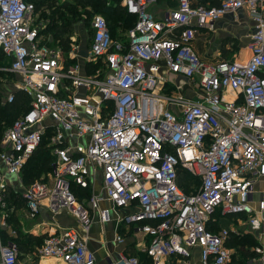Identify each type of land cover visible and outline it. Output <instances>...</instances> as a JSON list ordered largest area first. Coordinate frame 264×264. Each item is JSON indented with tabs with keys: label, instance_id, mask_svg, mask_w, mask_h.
<instances>
[{
	"label": "built area",
	"instance_id": "built-area-1",
	"mask_svg": "<svg viewBox=\"0 0 264 264\" xmlns=\"http://www.w3.org/2000/svg\"><path fill=\"white\" fill-rule=\"evenodd\" d=\"M158 1L123 0L135 18L124 42L112 40L103 16L92 17L87 62H101L105 72L84 76L63 72L59 50L43 43L31 21V1L0 0V52L8 61L1 70L18 74L19 90L30 98L28 111L5 133L0 160L8 175L17 176L51 133V183L25 188L28 217L34 219L42 206L52 214L66 211L85 233L51 230L42 258L96 264L86 247L91 211L107 222L110 210L136 207L122 221L139 224L151 264H192L196 247L198 264H228L229 232L207 227L216 213L243 215L252 229L264 225V189L257 208L250 204L255 179L264 178V0H221L217 7L173 0L175 8L161 19L148 9ZM240 9L254 24L249 56L203 61L192 47L198 29L213 31L219 18ZM178 77L195 81L201 99L187 101ZM13 99L11 94L6 102ZM97 170L103 197L92 196L85 205L72 190L88 189ZM181 171L198 181L189 193L178 186ZM4 195L0 174V264H17L19 248L2 234L10 215ZM254 252L264 264V249ZM117 264L140 263L122 255Z\"/></svg>",
	"mask_w": 264,
	"mask_h": 264
},
{
	"label": "crops",
	"instance_id": "crops-1",
	"mask_svg": "<svg viewBox=\"0 0 264 264\" xmlns=\"http://www.w3.org/2000/svg\"><path fill=\"white\" fill-rule=\"evenodd\" d=\"M28 1H31L37 5L38 10L36 9L37 12H34V17L36 15V17L39 18V15L41 14L40 11L49 10L48 0ZM220 1L221 0H190V3L193 7H217ZM120 6L123 7V0L121 1ZM174 8L175 2L173 0H159L157 3L149 6L148 9L156 18L161 19L165 12H168ZM198 31L199 34L194 39L192 47L203 61L209 63H216L219 61L233 62L237 56L241 58H247L249 56L248 50H246L245 47L249 42L250 35L254 31V24L250 19L246 9H240L236 12L225 14L214 23L213 31H209L204 27L198 29ZM177 33L178 31L175 30L171 34V37L176 36ZM81 50L82 49L79 51ZM174 80L175 83L179 85L178 87L186 100L198 101L201 99V92L197 89V85H194L195 81L186 80L181 77L175 78ZM19 91L20 90L18 88L17 92ZM1 145L4 147L3 140ZM29 160L30 158L24 163V168L27 167L26 164ZM20 173L17 176L8 175L6 173L5 166L0 160V174L3 175L7 192L13 196L9 199V201L8 197L7 201L5 199L6 206L10 211V215L6 220V224L2 229V233L5 230L6 234L8 235V239L15 241V238L20 233L23 234L27 240H29V238L33 236L36 238L42 237L43 234L49 230L59 233L58 231H61L63 228H74V219L72 215L66 211H61L59 214L52 217L51 212H49L45 206H42L40 208L39 214L34 219H30L28 217L27 207L22 194L24 193L25 188L29 185L22 184V180H20ZM93 175H96V179L94 181L95 193L96 195L101 193L99 196L103 197L101 185L102 177L100 170H97ZM40 181L51 183V174L48 173L47 179L42 178ZM263 189L264 178H256L254 193L250 199V204L254 209L257 208V203L262 198ZM4 196L6 198V193ZM100 207L110 210V206L106 202L100 203ZM137 210L138 209L136 207H134V209L132 207L124 208L119 211L110 210V219L107 222H102L100 220L98 212L93 213L91 225L87 232L88 237H86V247L94 254L96 264H117L122 255L134 256L137 258L140 264H151L150 258L145 253L148 238L139 231V224H126L124 221H122L124 217ZM10 216L13 217L12 225H10L11 223H8ZM147 223L150 224L151 222ZM211 223L217 224V232L223 230L221 226H223L224 223L229 225V228L225 229L229 232V237L225 243L230 253V261L228 264H262L259 260H254L256 257L254 249L257 247H262L264 249V225L258 229H252L248 225L246 217L243 215L218 217V215L215 214ZM13 225H15V227ZM212 226L215 227V225ZM80 234L85 236V233L83 234L80 232ZM3 236L4 239L5 235L3 234ZM118 237L121 238V243H118ZM46 238L47 237L43 238V242ZM22 240L24 241L23 237ZM233 240H235L234 243L238 246H234L232 244ZM21 255V251L19 250L17 264H20L19 259ZM172 260H168L165 264H175V261ZM190 262L192 264H198L199 262V249L197 247L192 248ZM37 264L57 263L51 259L39 257Z\"/></svg>",
	"mask_w": 264,
	"mask_h": 264
},
{
	"label": "trees",
	"instance_id": "trees-1",
	"mask_svg": "<svg viewBox=\"0 0 264 264\" xmlns=\"http://www.w3.org/2000/svg\"><path fill=\"white\" fill-rule=\"evenodd\" d=\"M82 1L84 4H82ZM121 1L122 0H110L111 2L110 5H107L106 0H71L72 2L71 4L75 7L81 6L83 8H87L84 10V13L87 15L89 19L96 14L104 15L106 18L104 16L103 17L107 22L112 40L124 42L126 39L125 34L127 33L129 29L133 27L135 18L127 14L126 10L122 6H120ZM34 6H35L34 12H37L38 10L37 5L34 4ZM69 7H71L69 6V3H66L60 8V11H62L65 8L68 9ZM74 16H76L75 13H74ZM62 20H63L62 24L54 23V25H52L53 23H50L49 26L46 27V29L45 28L42 29L40 26H38L37 21L35 22V26L39 30L38 32L39 36L47 34L43 42L44 44H46L49 47H54L56 49L59 47L62 51L68 52L71 46L69 38L72 32V28H71V23L66 21L65 17H62ZM120 27L124 30V33L120 34V32H118V29ZM49 28L51 30V33H50ZM90 29H91V26H90ZM92 37H93V31H92ZM0 59L6 62V66L5 65H1V66L7 67L8 61L7 59H5V57L3 56L1 52H0ZM86 65H87L86 71L89 72V75L94 76L95 71L97 69H101L102 73L105 72L104 66L101 62L94 63V62L88 61ZM4 73L0 72V75L6 76L4 75ZM13 97L14 99L12 103H7L6 102L7 98L1 99L2 97L0 93V153L3 152V147L1 145V142L5 136V133L7 132V130L10 128V126L15 120L20 118L22 115H24L28 111L29 106H30V98L27 97L25 93H23L22 91L13 93ZM2 100L4 104H2ZM11 115L12 116L18 115L19 117L17 116L16 118L14 117L13 119H11L10 117ZM50 136H51V133L49 132L47 133V135L45 134V136L42 139L41 144L36 149V151L31 155L30 160L26 164L27 167L22 170V176H23L22 178L26 182V185H30L34 182L40 181L39 178L41 175L52 171V164H53L54 158L51 154V147L48 146V140L50 139ZM182 172L185 174V177L189 179V182L192 180V185L197 184V181L194 180L191 175H189L186 171H182ZM178 181H179V177H178ZM186 184L187 186L183 188L180 187L179 184L178 186L185 193H189L190 190H187V187L189 186V188H191L190 187L191 185L188 184V181L186 182ZM72 191H73V194L76 196V198L80 201L81 199L85 197V193L88 192V189H79V188L74 187ZM78 193L80 194V196H78ZM5 199L7 201V196ZM8 201H9V198H8ZM216 215H218V217H221L219 213H216ZM12 216H10V218L8 219V223H11L10 225H12V220H13ZM211 224L212 223L208 224L207 226L208 229L213 233H217L218 231V229H216L217 224L215 223L212 224V225H215V227H213ZM15 225L13 226L15 227ZM2 234L5 235L4 241L10 240L8 239V235L6 234L5 230L3 231ZM22 237H24V235L20 233L15 238L16 240L14 239L20 251L23 250L21 246L22 243L20 240V238L22 239ZM42 240L44 239L41 238L39 241H42ZM234 241L235 240L232 241V244L234 246H238L237 244L234 243Z\"/></svg>",
	"mask_w": 264,
	"mask_h": 264
},
{
	"label": "rangeland",
	"instance_id": "rangeland-1",
	"mask_svg": "<svg viewBox=\"0 0 264 264\" xmlns=\"http://www.w3.org/2000/svg\"><path fill=\"white\" fill-rule=\"evenodd\" d=\"M107 1V5H110V0H106ZM49 6H48V11H40V15L39 18L32 16V22L35 24V22L37 21L38 25H40V27L46 29L47 26H49L50 23H53L52 25L61 23L62 24V17L66 18V21H68L69 23H71V28H72V32L70 35V50L68 52H64L62 51L59 47L57 48V50H59L60 52V59H61V65H62V69L63 72L66 74L67 71L73 69L74 71H77V73L79 75H87V76H92L89 75V72L86 71V64H87V60L81 58L80 56H77L75 54L76 50H85L88 51L89 50V46H90V42L92 39V31L90 29L91 26V19L92 17L89 19L87 17V15L84 13V10L87 8H83L81 6L75 7L73 6L71 3V0H48ZM69 3V7L68 9H63L62 11H60V8L66 4ZM82 4L83 1H82ZM89 10V9H88ZM74 13L76 16H74ZM102 15V14H101ZM104 16V15H102ZM105 17V16H104ZM106 18V17H105ZM44 26V27H43ZM50 30V28H49ZM118 32L124 33V30L120 27L118 29ZM51 33V30H50ZM47 34L45 35H41L42 38L41 40L44 41L45 37ZM53 36V35H52ZM246 50L247 46L245 47ZM1 65H5L6 66V62L2 59H0V72H3L1 69L5 68L2 67ZM99 66V65H98ZM99 70V69H97ZM96 70V71H97ZM4 73V72H3ZM4 75L6 76H2L0 75V93H1V99H5L7 98L9 95L13 94V93H17L18 88H19V82H20V77L18 74L16 73H4ZM170 88L167 87L166 85L163 87V91L164 90H169ZM189 101V100H187ZM2 104L3 100H2ZM18 115L15 116H10L11 119H13L14 117L16 118ZM19 117V116H18ZM49 139V138H48ZM50 140V139H49ZM48 140V144L50 143V141ZM3 147V146H2ZM4 150V147H3ZM24 169V167L22 168V170ZM51 174V171L48 172ZM48 173H44L43 175L40 176L39 180L43 179H47ZM22 171L20 173V180H22V184L26 185V182L23 180V176L21 175ZM100 177V176H99ZM26 179V178H25ZM96 179V175H93L92 181L90 183V186L88 188V192L85 193V197L83 199L80 200L81 203L87 205L89 199L92 196H99L98 194L96 195L95 193V184L94 181ZM188 181V184L192 186H197V184H193L192 185V180L189 182V179H187L185 177V174L181 171L179 174V181L178 184L180 185V187H185L187 186L186 182ZM191 188H189V186L187 187V190H190ZM101 191V188H100ZM5 193L7 195V197L10 199L11 197H13L11 194H9L7 192V188L5 186ZM78 196H80V194L78 193ZM93 213H97V211H91L90 215L91 218L93 216ZM52 214V213H51ZM59 214V213H57ZM57 214H52V217H54ZM73 217V216H72ZM74 222H75V226L74 228L78 229L81 233H84V231H82L80 229V225L79 222L75 219V217H73ZM221 226V224H220ZM221 228L226 229L229 228V225L224 223L223 226H221ZM51 232V230H49L48 232H46L45 234H43L44 237H47L49 235V233ZM30 237L29 240H27L24 238V241L20 238L21 243H22V248L23 250L21 251V257L19 259V263L20 264H37L38 258H42L39 251L43 246V240L39 241L41 238L44 237ZM29 252V254H28Z\"/></svg>",
	"mask_w": 264,
	"mask_h": 264
},
{
	"label": "water",
	"instance_id": "water-1",
	"mask_svg": "<svg viewBox=\"0 0 264 264\" xmlns=\"http://www.w3.org/2000/svg\"><path fill=\"white\" fill-rule=\"evenodd\" d=\"M78 55L82 57L83 59H87L88 57L87 52L84 50L79 51Z\"/></svg>",
	"mask_w": 264,
	"mask_h": 264
}]
</instances>
